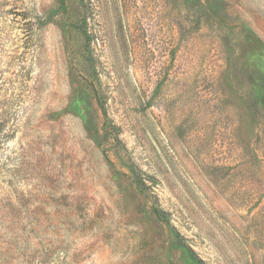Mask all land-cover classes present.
<instances>
[{
	"label": "rangeland",
	"instance_id": "obj_1",
	"mask_svg": "<svg viewBox=\"0 0 264 264\" xmlns=\"http://www.w3.org/2000/svg\"><path fill=\"white\" fill-rule=\"evenodd\" d=\"M0 134V264H264V0H0Z\"/></svg>",
	"mask_w": 264,
	"mask_h": 264
},
{
	"label": "trees",
	"instance_id": "obj_2",
	"mask_svg": "<svg viewBox=\"0 0 264 264\" xmlns=\"http://www.w3.org/2000/svg\"><path fill=\"white\" fill-rule=\"evenodd\" d=\"M1 141H2V138H1V134H0V143H1ZM63 252H64L63 248L56 250V252H55L56 257L59 258ZM199 264H204V262L202 260H200Z\"/></svg>",
	"mask_w": 264,
	"mask_h": 264
}]
</instances>
